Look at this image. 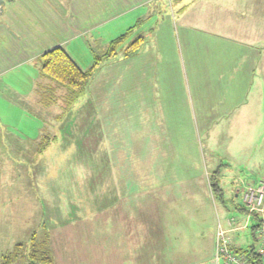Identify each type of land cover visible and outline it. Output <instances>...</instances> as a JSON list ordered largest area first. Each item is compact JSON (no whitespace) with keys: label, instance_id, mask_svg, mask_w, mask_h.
<instances>
[{"label":"rangeland","instance_id":"obj_1","mask_svg":"<svg viewBox=\"0 0 264 264\" xmlns=\"http://www.w3.org/2000/svg\"><path fill=\"white\" fill-rule=\"evenodd\" d=\"M19 1L0 4L26 5ZM173 16L168 9L156 22L126 29L119 49L145 37L135 55L104 59L64 120L53 109L42 112L60 141L43 153L35 144L28 157L16 159L35 167L34 174L17 176L34 185L35 234L47 241L55 264H191L217 215L206 212L209 182L226 169L231 183L220 182L214 196L221 218H229L225 236L246 228L236 235L259 251L253 227L264 218L241 210H248L243 185L248 191L251 179L261 178L254 167L264 158V126L251 123L261 121V110L243 105L253 98V106L257 95L237 86L240 63L222 30L219 0L206 7L205 31ZM82 43L70 50L87 70L95 60L83 54ZM40 64L41 58L32 65L33 83L11 80L31 90ZM250 112L255 119L244 116ZM217 239L218 232L216 245Z\"/></svg>","mask_w":264,"mask_h":264},{"label":"crops","instance_id":"obj_2","mask_svg":"<svg viewBox=\"0 0 264 264\" xmlns=\"http://www.w3.org/2000/svg\"><path fill=\"white\" fill-rule=\"evenodd\" d=\"M18 2L20 3L19 0ZM25 3L26 5L22 6L16 2H9L8 7L4 6V3L0 4V264H6L5 256L14 250L16 244L23 243L27 246L36 232L34 185L28 181L20 184L17 176L34 174L35 167L33 164L20 165L16 159L20 154L23 156L21 158L28 157L31 149L33 152L35 144L39 153H43L52 143L60 141V136H52L54 134L47 129L49 126L47 118L41 113L53 109L57 112L56 119L62 121L70 107L67 104L68 90L44 75L38 65L35 68L36 71L39 70L40 77L37 85L34 84L31 90L19 88L20 84L11 79L27 78V84L30 79V84L33 83L34 78L31 77L34 74L32 71L34 62L47 51L60 46L80 65L77 57L81 54L74 49L70 50L73 43L80 39H83V43L79 44V47L84 48L83 54L92 56L96 61L98 56H102L108 50L110 43L126 34V29H131L130 26L136 21L145 23L154 17L156 22L162 12L168 9L175 14L173 18L178 20L179 17L186 18L187 23L192 25L190 28L195 26L205 31L206 7L211 5L212 0H26ZM219 3L225 14V27L223 26L222 30L226 31L225 37L229 44L235 47L233 53L240 63L237 68V86L244 87L245 93L249 95H257L255 97L257 102H254L253 106V98L248 99L243 105L249 104L251 111L261 110V121L250 122L262 127L264 0H219ZM189 12L191 15L188 22ZM193 13L197 16L194 17ZM139 36L145 40L143 35ZM126 49V47L119 49L116 56L110 60L119 56L130 58L135 55V52L131 56L127 55ZM244 116L251 118L253 112ZM26 126H34L36 129L33 128L29 132L24 129ZM249 140L246 142H251ZM256 165L255 174L261 178L251 179L249 187H255L260 181H264V158ZM228 173L226 169L222 174L221 184L231 181ZM11 174L16 175L14 180L13 176L10 177ZM209 186L213 197L206 203V207H210L206 212L211 214L212 211L214 214L216 211L217 215L213 217L210 236L207 237L206 233L204 238L206 245L199 242L198 246L194 247V259L191 264H227L223 257L216 254V235L217 224L218 227L229 230L227 224L229 218L225 219L224 214L221 218L211 182ZM244 186L245 184L243 188L246 189ZM241 210L244 212V208ZM156 225V231L160 230V226ZM41 227H44V224ZM243 229L246 228L230 230L227 234L230 249L242 255L254 247L236 235ZM199 238H203V235L200 234ZM7 264L28 262L20 258Z\"/></svg>","mask_w":264,"mask_h":264},{"label":"trees","instance_id":"obj_3","mask_svg":"<svg viewBox=\"0 0 264 264\" xmlns=\"http://www.w3.org/2000/svg\"><path fill=\"white\" fill-rule=\"evenodd\" d=\"M129 33L130 32H127L126 34L114 39L110 43L108 50L102 56H98L96 58L94 67L87 70H84L65 48L61 46L53 48L41 56L42 73L68 90L67 104L71 106L86 91V88L93 77L95 68L99 66L104 59L116 56L118 49L123 45L126 38H128ZM142 41L143 38L139 37V39L127 47L126 54L130 55L135 52L136 48L141 45ZM210 182L214 192L221 191L219 186L220 179L218 176H214ZM244 212L254 214L257 218L259 217V213H250L249 209L247 210L244 208ZM256 227H258V225ZM46 242L47 241L45 239L39 240L38 236L34 234L27 246L23 243H19L10 254L5 256L6 264L20 258L26 259L28 264H55L50 250L46 247ZM234 253L236 252L234 251ZM236 254L242 255L240 253ZM243 256L249 259L250 264L263 263L259 251H257L254 247L247 250L246 254H243Z\"/></svg>","mask_w":264,"mask_h":264},{"label":"built area","instance_id":"obj_4","mask_svg":"<svg viewBox=\"0 0 264 264\" xmlns=\"http://www.w3.org/2000/svg\"><path fill=\"white\" fill-rule=\"evenodd\" d=\"M243 201L250 213H259L264 218V181H260L257 187H250L243 194ZM250 217V216H249ZM248 217V218H249ZM259 253L264 264V220L258 225ZM218 257H223L227 264H250L247 257L234 253L229 247L225 236V230L219 226L217 239Z\"/></svg>","mask_w":264,"mask_h":264}]
</instances>
